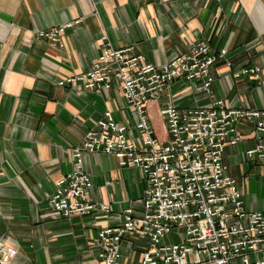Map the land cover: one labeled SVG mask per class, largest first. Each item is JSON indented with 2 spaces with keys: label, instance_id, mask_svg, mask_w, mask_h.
Segmentation results:
<instances>
[{
  "label": "crops",
  "instance_id": "1",
  "mask_svg": "<svg viewBox=\"0 0 264 264\" xmlns=\"http://www.w3.org/2000/svg\"><path fill=\"white\" fill-rule=\"evenodd\" d=\"M74 21L80 24L62 48L37 38ZM103 43L131 47L154 65L199 43L228 51L211 69V95L201 83L177 81L150 103L153 126L165 129L162 140L157 134L161 141L167 139L160 112L166 103L186 109L222 99L230 108L264 110V0H0V237L17 250L11 264H98L99 232L118 225L126 209L142 210L143 174L104 153L86 154L85 170L93 199L111 205V214L59 218L49 203L57 181L73 170L74 147L106 112L139 138L118 83L102 92L58 86L88 71ZM252 66L262 69L260 79L235 77ZM238 131L243 139L226 148L224 161L245 208L261 212L264 163L247 157L257 133L247 122ZM145 246V239L129 236L119 264H141Z\"/></svg>",
  "mask_w": 264,
  "mask_h": 264
},
{
  "label": "built area",
  "instance_id": "2",
  "mask_svg": "<svg viewBox=\"0 0 264 264\" xmlns=\"http://www.w3.org/2000/svg\"><path fill=\"white\" fill-rule=\"evenodd\" d=\"M79 24L46 29L37 38L62 48L64 36ZM227 53L199 43L170 62L154 65L131 47L114 49L103 43L88 71L58 82L60 87L96 92L110 91L118 83L136 115L138 140L130 135L132 127L106 112L74 147L73 170L57 181L49 199L59 218L109 215L111 205L93 199L84 156L104 153L122 167L141 171L147 184L142 210L126 209L118 225L99 232L98 264H119L122 244L131 235L146 241L141 264H264V211L245 208L239 181L228 174L224 161L226 148L243 139L239 124L247 122L257 133L247 157L264 163V110L230 108L222 99L209 107L186 109L166 103L161 110L165 141L157 136L149 114L150 103L164 97L177 81L201 83L211 95V69ZM261 72L260 67H246L235 77L260 79ZM16 256L17 250L0 237V264H11Z\"/></svg>",
  "mask_w": 264,
  "mask_h": 264
},
{
  "label": "rangeland",
  "instance_id": "3",
  "mask_svg": "<svg viewBox=\"0 0 264 264\" xmlns=\"http://www.w3.org/2000/svg\"><path fill=\"white\" fill-rule=\"evenodd\" d=\"M160 112H161V111H160ZM161 118H162V121H163L162 113H161ZM153 122H154V121H153ZM163 126H164V128H165L164 121H163ZM154 127H155V130H156L158 136H159V137L161 138V140H162V138H163L164 135H165V133H164L165 129H163V127H156V124H155ZM170 236H172V235H170Z\"/></svg>",
  "mask_w": 264,
  "mask_h": 264
}]
</instances>
